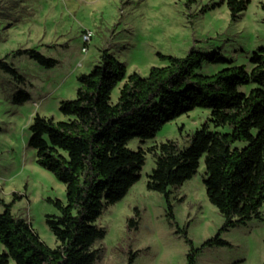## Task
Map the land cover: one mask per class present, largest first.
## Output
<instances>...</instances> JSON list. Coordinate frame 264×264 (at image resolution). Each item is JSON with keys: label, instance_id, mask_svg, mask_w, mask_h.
Listing matches in <instances>:
<instances>
[{"label": "trees", "instance_id": "1", "mask_svg": "<svg viewBox=\"0 0 264 264\" xmlns=\"http://www.w3.org/2000/svg\"><path fill=\"white\" fill-rule=\"evenodd\" d=\"M198 2L184 0L189 16H194L191 10ZM250 2L211 1L199 13L226 3L231 20L237 21ZM10 55H26L48 69L58 64L37 48L12 51L0 59V70L19 83H24L25 77L7 61ZM158 57L164 65L150 67L146 76L137 71L128 74L126 64L104 48L99 62L77 76L76 97L61 101L59 111L67 119L34 116L29 146L35 150L36 163L65 185L66 202L49 198L58 213L47 214L45 219L58 244L49 247L31 222L12 213L22 195L14 193L9 203L0 195L4 206L0 213V264H98L102 249L95 245L107 231L96 222L140 180L147 153L155 157L156 165L146 187L164 195L171 224L190 246L188 264H197L207 247L228 245L222 238L224 232L261 217L264 47L250 56V69L233 65L210 75L198 70L204 63H226L219 51L205 53L192 47L184 56L159 52ZM120 83L118 99L113 101V91ZM250 84L255 86L248 93L240 90ZM30 97L26 89L18 88L13 102ZM195 108L209 109L210 117L190 136V145L181 147L177 141L167 140L147 150L129 147L136 138L142 142L154 139L166 123ZM226 127L230 130H219ZM203 158L206 194L224 217V224L214 237L195 247L187 230L176 223L171 199L173 189L197 174ZM140 221L141 210L135 207L128 219L129 231L138 230ZM137 254L130 251L128 264H134Z\"/></svg>", "mask_w": 264, "mask_h": 264}, {"label": "rangeland", "instance_id": "2", "mask_svg": "<svg viewBox=\"0 0 264 264\" xmlns=\"http://www.w3.org/2000/svg\"><path fill=\"white\" fill-rule=\"evenodd\" d=\"M211 1L221 0H199L191 17L184 0H0V59L20 48H37L58 61L48 69L26 55H10L7 61L25 77L24 83L0 70V195L6 203L14 193L23 196L12 213L31 222L49 247L58 243L45 219L58 210L48 199L66 202V192L63 183L36 163L35 150L29 146L34 116L67 119L59 111L61 101L76 97L77 76L99 62L104 48L126 64L128 74L137 71L146 76L150 67L164 65L159 52L184 56L192 47L205 53L219 51L227 60L204 63L199 73L210 75L233 65L250 69V56L264 47V0H250L237 21L231 20L226 3L199 13ZM87 31L93 37L84 52L82 37ZM122 84L113 91V101ZM254 86L240 90L248 93ZM18 88L26 89L30 99L13 102ZM209 117V109L195 108L166 123L154 139L136 138L129 147L147 150L167 140L186 147ZM155 165V157L147 153L140 180L98 218L97 225L107 231L95 245L102 249L98 264H128L131 250L138 252L134 264H188L190 246L171 224L164 195L146 187ZM204 173L203 158L197 174L172 190L175 221L187 230L195 247L214 237L224 224V217L207 197ZM135 207L141 210L140 226L129 231L128 219ZM222 238L228 245L203 249L197 264H264V204L260 218L229 229Z\"/></svg>", "mask_w": 264, "mask_h": 264}, {"label": "built area", "instance_id": "3", "mask_svg": "<svg viewBox=\"0 0 264 264\" xmlns=\"http://www.w3.org/2000/svg\"><path fill=\"white\" fill-rule=\"evenodd\" d=\"M93 37V32L92 31H87L83 37H82V41H83V51L86 52L88 50V46L91 43Z\"/></svg>", "mask_w": 264, "mask_h": 264}]
</instances>
